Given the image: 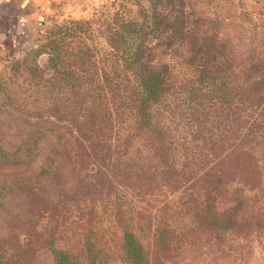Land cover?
Instances as JSON below:
<instances>
[{"label":"trees","instance_id":"trees-1","mask_svg":"<svg viewBox=\"0 0 264 264\" xmlns=\"http://www.w3.org/2000/svg\"><path fill=\"white\" fill-rule=\"evenodd\" d=\"M169 5L160 22L109 26L107 50L70 21L12 64L0 83V264L42 253L99 264L103 214L126 264L201 244L215 257L235 243L264 252V206L250 203L264 187V14L249 48L220 50L204 31L199 48L183 0ZM173 37L198 50H155ZM173 52L181 69L161 58ZM69 224L78 248L57 245Z\"/></svg>","mask_w":264,"mask_h":264},{"label":"rangeland","instance_id":"rangeland-1","mask_svg":"<svg viewBox=\"0 0 264 264\" xmlns=\"http://www.w3.org/2000/svg\"><path fill=\"white\" fill-rule=\"evenodd\" d=\"M171 0H85L77 6L72 12L67 10L60 11L55 15H50L37 27L35 36L31 37L24 47L33 48L38 44L37 38L43 36L40 44H46L50 39V34L56 26L64 25L70 21H77L90 25L87 36L92 40L93 47L100 50H107L105 44V34L109 26L119 23L120 20L136 21L147 23L151 21L160 22L166 14H176L171 9L169 3ZM178 1V0H175ZM185 4L188 27L193 35L199 39V48H202V32L204 31L208 39H212L218 49L226 47L236 50L239 48H249L250 41L253 38L255 22H263L264 0H183ZM34 32V31H33ZM242 38L243 43L239 41ZM168 40H152L156 42L155 50H198L193 40L185 45H181L176 37ZM197 42V40H196ZM240 42V43H239ZM233 45V46H232ZM174 54V52H173ZM25 50H0V83L7 80L10 74L12 64L24 57ZM181 52H176L172 58L162 56L175 66L180 68ZM178 62L174 64L173 62ZM41 65L47 64L48 56L46 54L39 58ZM184 63V62H183ZM180 77H182L180 75ZM4 113H0L3 118ZM250 203L264 206V187L263 190L252 193ZM165 198V197H164ZM176 199V196L173 197ZM157 206L165 203L163 196L156 200ZM227 198H221L219 207L227 206ZM147 205L141 204L140 211H145ZM151 204L147 207L151 208ZM154 209V208H153ZM155 210V209H154ZM145 215V214H144ZM111 218L107 214L102 215V229L99 231L98 244L105 248V253L101 257L99 264H126L121 259V238L115 226L111 223ZM45 222L42 223V226ZM71 226V227H69ZM68 228L59 233L57 245L77 246L80 238V231L76 226L69 224ZM40 227V226H38ZM41 228V227H40ZM145 245L150 244L149 233L141 234ZM78 248V247H76ZM260 252V250L258 249ZM236 252H239L238 254ZM178 253V252H177ZM225 257H215L211 254L202 253V244L192 246L190 250L163 260L164 264H264V252L251 254L248 246L245 244H232L225 249ZM153 262V261H152ZM37 264H51V259L45 254L40 255Z\"/></svg>","mask_w":264,"mask_h":264},{"label":"crops","instance_id":"crops-1","mask_svg":"<svg viewBox=\"0 0 264 264\" xmlns=\"http://www.w3.org/2000/svg\"><path fill=\"white\" fill-rule=\"evenodd\" d=\"M85 0H0V50H27V41L50 15L72 12ZM34 31V32H33Z\"/></svg>","mask_w":264,"mask_h":264}]
</instances>
